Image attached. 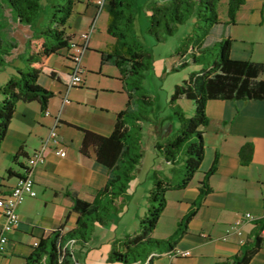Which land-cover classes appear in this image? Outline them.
Returning <instances> with one entry per match:
<instances>
[{
  "label": "crops",
  "instance_id": "1",
  "mask_svg": "<svg viewBox=\"0 0 264 264\" xmlns=\"http://www.w3.org/2000/svg\"><path fill=\"white\" fill-rule=\"evenodd\" d=\"M104 10V5L98 4L97 0H78L68 22L67 31L75 38L90 31L82 56L84 85L61 82L41 74L39 82L54 91L48 105L50 114H45L37 101L18 102L0 148V196L7 194L17 177L25 171L23 166L26 158L19 156L14 161V155L20 150L31 154L41 146L43 139L49 136L54 127L58 139L66 148V155L57 154L51 146L47 150L46 160L33 169L38 194L27 197L19 205L21 222L8 233L6 249L0 253V264H26L25 258L32 252L34 245L64 223L73 205L66 191L91 200L107 181V166L96 159L93 151L90 150L89 155L80 151L84 137L81 128L110 134L117 113L126 107L129 100L118 67L111 62L101 63V50L107 49L114 41L108 32L111 39H107L106 44L100 40L104 38L100 25L105 17L108 24L109 15L106 16ZM220 19L222 22L218 25L226 29L223 35L232 39V58L264 62V0H246L234 24L227 22L228 15ZM30 28L15 20L10 9L0 0V36L5 41L17 43L8 63L14 62L18 56V41L23 42L26 56L25 44L32 33ZM93 53L100 55V69L87 66ZM48 63L66 72H70L72 66L67 49L51 55ZM23 65L24 62L16 67ZM16 71L10 69L4 73L0 85ZM260 77L264 78V74ZM207 113L209 122L201 127L205 156L200 169L186 188L167 193V206L153 233L158 238H166L175 231L180 219L197 199L199 184L205 172L217 158L216 170L210 176L212 190L205 196L176 245L182 250H189L190 254L173 257L163 253L155 258L153 264H214L236 254L251 236L255 219L264 216V98L210 99ZM157 119V124L152 122L145 125L146 145L154 153L155 141L168 135L177 126L173 120L165 124L160 118ZM247 141L254 144V154L249 164H242L239 150ZM158 158L162 165L153 166V169L168 172L169 166L162 158ZM7 169H11L13 174H8ZM139 170L131 182V193L136 192L142 183ZM151 185L152 181L144 187L143 197H147ZM246 213L252 216L246 217ZM77 217L78 212L71 211L64 231L76 226ZM2 223L3 215L0 213V228ZM233 225H237V228H233ZM99 228L101 226L97 228L93 242L75 245L79 264H120L109 261L111 240L115 236L137 230L138 226L123 229L105 243L99 241ZM262 236V248L253 256L250 264H264V229Z\"/></svg>",
  "mask_w": 264,
  "mask_h": 264
},
{
  "label": "trees",
  "instance_id": "2",
  "mask_svg": "<svg viewBox=\"0 0 264 264\" xmlns=\"http://www.w3.org/2000/svg\"><path fill=\"white\" fill-rule=\"evenodd\" d=\"M10 9L15 20L32 28L25 48L24 65L17 68L8 80L0 85V148L7 135L18 102L37 101L42 111L48 109L54 91L39 82L41 74L52 79L70 83V72L48 63L51 55L70 47L75 36L67 31L68 22L78 0H1ZM90 1V0H86ZM222 0H149L146 4L149 17L148 32L158 41L172 35L179 24L190 16L195 17L192 30L183 37L176 53L180 57L178 69L190 62L200 63L199 70H193L188 79L175 85L170 104L179 125L168 135L157 139L154 150L157 157L169 166L168 172L154 169L152 185L147 193V210L140 216L134 232L115 236L111 240L109 261L120 264H153L155 258L176 248L185 234L190 220L202 205L205 196L212 190L210 176L217 166V158L205 172L199 184L197 199L180 219L175 231L166 238L153 235L160 217L167 206V193L186 188L200 169L205 156V141L202 126L209 122L207 103L210 99L264 98V62L240 60L231 57L232 39L224 36L213 46L206 41L213 28L222 21L219 4ZM137 0H104L108 12L107 32L113 37L111 45L101 50V63L111 62L118 67L121 79L129 94L125 108L116 116L112 132L104 135L81 128L84 137L80 151L107 166L108 178L93 199L87 200L76 193L66 191L73 200L71 210L64 223L49 236L41 238L26 256V264H79L75 245H85L96 239L97 228L111 224L114 215L123 211L131 182L142 162L146 148L145 125L152 123L148 106L154 98L144 89L143 79L152 67L153 53L134 34L135 5ZM246 0H227L228 23H236L237 13ZM47 10V21L36 29L38 15ZM219 46L218 57L213 51ZM17 48V43L5 41L0 36V70ZM212 55V58L208 56ZM72 61V59H71ZM193 101L194 112L188 115L178 103L180 98ZM157 124V123H156ZM254 154V144L245 142L239 157L242 164H249ZM26 159L29 154L18 151ZM27 161L24 164L26 168ZM8 174H13L7 169ZM20 176V175H19ZM18 176V177H19ZM71 211L78 212L76 226L64 231ZM264 216L255 219L251 236L244 241L240 250L214 264H250L253 256L262 248Z\"/></svg>",
  "mask_w": 264,
  "mask_h": 264
},
{
  "label": "rangeland",
  "instance_id": "3",
  "mask_svg": "<svg viewBox=\"0 0 264 264\" xmlns=\"http://www.w3.org/2000/svg\"><path fill=\"white\" fill-rule=\"evenodd\" d=\"M148 1L149 0H137L136 2L134 34L136 38L153 53L152 67L146 71V76L143 79L145 91L154 98L152 105L148 106L149 114L154 123H157V118H160L159 120H163L165 124H169L173 120L178 126L179 123L174 117L173 109L170 104L171 95L174 91L175 85L188 79L190 73L194 69H199L201 64L190 62L188 65L174 69V66H177L180 61L176 49L181 44L183 37L192 30L195 17L193 15L190 16L186 22L178 25V28L172 35H168L166 39L158 41L147 30L149 17L146 4ZM43 2H45V0H43ZM227 9V0H222L219 4L220 17H227ZM104 12L105 15L108 16L107 11L104 10ZM46 21L47 10L44 9L38 15L35 21V27L40 29L42 24ZM100 26L102 27L101 31L104 33V38H102L103 41L102 39L100 40L106 44L107 39H111V36L107 33L106 17L105 20H103V24ZM225 31L226 29L223 25H217L208 36L206 44L213 46L216 41L224 37L223 34ZM213 51L216 53L215 57H218L219 46L216 45ZM23 56H25L23 42L18 41V56L15 58L14 62L7 63L5 67L0 70V78L4 73L10 71V69H17L16 66L24 62L22 59ZM208 56L210 59L212 58L210 53H208ZM87 66H89L90 69H100V55L93 53L91 55L90 63ZM107 67L108 66H106L105 69ZM178 103L184 108L188 115L193 114L194 104L192 100L183 97L178 100ZM161 165L162 162L160 159L155 155L151 147L146 145L145 154L139 166L140 170L138 171L142 183L134 193H131L132 191H130L129 188L130 194L126 199V203L123 205V211L120 214L113 216L111 224L99 228L101 231L98 236L101 243L109 242L115 234L122 232L125 228L133 229L138 226L140 216L144 215L147 210V199L142 196V191L148 183L151 184V176L154 171L153 166L160 167Z\"/></svg>",
  "mask_w": 264,
  "mask_h": 264
},
{
  "label": "built area",
  "instance_id": "4",
  "mask_svg": "<svg viewBox=\"0 0 264 264\" xmlns=\"http://www.w3.org/2000/svg\"><path fill=\"white\" fill-rule=\"evenodd\" d=\"M97 3L104 4V0H97ZM89 37L90 31L83 32L80 37L75 38L71 44L69 56L72 59L71 83L73 85H84L85 68L82 65V56L86 49V42ZM65 101H68V99H65ZM45 114H50V111L47 109ZM57 136L58 132L54 127L50 130L49 136L43 139L41 146L29 154L26 159L27 164L24 173L17 177V181L10 191L5 195L0 196V213L3 215V223L0 228V253L6 249L9 239L8 233L20 225L21 217L18 212L19 205L27 197H35L38 194L33 169L46 160L47 150L51 146H53V149L57 154L61 156L66 155V148ZM251 216V213H246V217ZM232 227L236 229L237 225H233ZM166 254L177 257L189 255L190 251L176 247L173 251L167 252Z\"/></svg>",
  "mask_w": 264,
  "mask_h": 264
}]
</instances>
